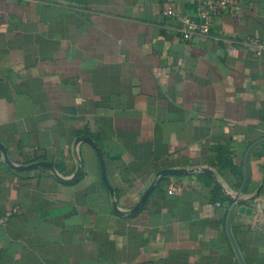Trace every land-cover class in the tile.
Here are the masks:
<instances>
[{"label": "crops", "instance_id": "0c3cea01", "mask_svg": "<svg viewBox=\"0 0 264 264\" xmlns=\"http://www.w3.org/2000/svg\"><path fill=\"white\" fill-rule=\"evenodd\" d=\"M196 7L0 0V264H264V0Z\"/></svg>", "mask_w": 264, "mask_h": 264}, {"label": "built area", "instance_id": "2783aa9c", "mask_svg": "<svg viewBox=\"0 0 264 264\" xmlns=\"http://www.w3.org/2000/svg\"><path fill=\"white\" fill-rule=\"evenodd\" d=\"M196 11L199 20H194L188 17H181L180 32L184 41H191L195 36L207 38L211 35V30L214 27L215 20L222 17L224 13L235 14L234 5L237 0H195ZM167 16H174L173 8H168L165 11ZM228 38V34L225 35ZM203 167L190 169L191 172L187 175H173L168 186L167 193L171 196L183 193L189 187H192L195 182L191 178H195L199 172H202ZM233 202L236 195L230 190H225ZM16 210H10L5 213L0 211V225H4L9 216L13 215Z\"/></svg>", "mask_w": 264, "mask_h": 264}, {"label": "water", "instance_id": "95a60500", "mask_svg": "<svg viewBox=\"0 0 264 264\" xmlns=\"http://www.w3.org/2000/svg\"><path fill=\"white\" fill-rule=\"evenodd\" d=\"M81 139H85V140H88L90 141L97 149L100 157H101V160H102V156H101V152L100 150L97 148V146L94 144V142L92 140H90L89 138H81ZM0 151L3 152V154L5 155V159H6V162L9 166H11L12 168H15V169H20V170H30V169H35V168H39V167H42V168H46V169H50L52 171H56L53 164L50 163V162H37V163H34V164H29V165H25V166H19V167H16L14 166V164L10 161L9 157H8V154H7V150L5 148V146L0 143ZM103 162V160H102ZM103 164V163H102ZM202 171L204 172H209V173H213L210 169L208 168H203ZM191 172V170H186V169H168V170H163L161 172H159L158 176H164V175H187ZM104 180L106 182V184H108L107 182V178L104 176ZM154 187V184L151 186V188L145 193V195L143 196L140 204L133 210L134 212L137 211L141 205L146 201V199L148 198L150 192L152 191ZM237 207V198L235 199V203L233 204L232 206V209H231V212H230V218L231 216L233 215L235 209Z\"/></svg>", "mask_w": 264, "mask_h": 264}, {"label": "trees", "instance_id": "16d2710c", "mask_svg": "<svg viewBox=\"0 0 264 264\" xmlns=\"http://www.w3.org/2000/svg\"><path fill=\"white\" fill-rule=\"evenodd\" d=\"M169 182H170V181H168L167 184H169ZM228 196H229V195H228ZM229 197H230V196H229ZM229 199H230L229 203L232 204V202H233L232 198L230 197Z\"/></svg>", "mask_w": 264, "mask_h": 264}]
</instances>
